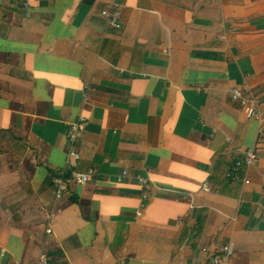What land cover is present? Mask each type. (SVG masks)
I'll return each mask as SVG.
<instances>
[{"label": "crops", "instance_id": "crops-1", "mask_svg": "<svg viewBox=\"0 0 264 264\" xmlns=\"http://www.w3.org/2000/svg\"><path fill=\"white\" fill-rule=\"evenodd\" d=\"M244 82L264 101V0H0V264H209L226 244L230 264H264V125L230 95ZM80 117L74 171L100 176L57 201ZM238 148L258 154L244 177Z\"/></svg>", "mask_w": 264, "mask_h": 264}, {"label": "built area", "instance_id": "built-area-1", "mask_svg": "<svg viewBox=\"0 0 264 264\" xmlns=\"http://www.w3.org/2000/svg\"><path fill=\"white\" fill-rule=\"evenodd\" d=\"M101 18L105 19L110 28L116 32L122 30V11L115 4H111L106 10L100 14ZM239 33V29H233L226 33L222 37L223 42H228L231 37ZM231 98L234 102L238 103L242 110L245 111V116L250 121L258 122L264 125V101L253 91L251 86L244 82L238 87H234L230 91ZM90 126V119L85 117L78 118L73 122L68 129L67 142L68 152L65 160V168L67 172H64L61 176L53 178V186L55 188V199L60 201L68 193V187L70 185L84 187L90 184L93 180L100 176V172L96 169L89 170L86 173L79 174L76 170L80 161V144ZM260 138H264V131L259 134ZM234 159V173L241 172L240 176L244 177L250 169L256 167L258 164V154L255 148L242 151L238 148L235 152ZM152 172L148 171L146 176H138L134 178L141 190L142 200L148 201L151 198L153 190V183L151 181ZM131 178L127 172H123L115 177H108V180L116 184H122L124 180ZM202 192L209 195L219 196V191L211 190L208 186L202 187ZM139 215V213H138ZM51 234V231H47ZM233 256L232 244H226L218 248L215 254L209 259V264H230V260ZM50 260L46 255H42L37 264H49Z\"/></svg>", "mask_w": 264, "mask_h": 264}]
</instances>
